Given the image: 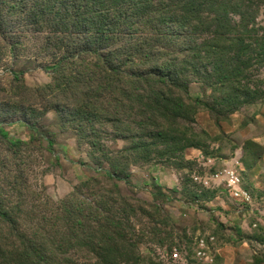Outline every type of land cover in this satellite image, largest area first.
Masks as SVG:
<instances>
[{
	"label": "trees",
	"instance_id": "16d2710c",
	"mask_svg": "<svg viewBox=\"0 0 264 264\" xmlns=\"http://www.w3.org/2000/svg\"><path fill=\"white\" fill-rule=\"evenodd\" d=\"M231 1L0 0V34L11 49L21 35H40L39 66L51 82L38 88L46 100L36 104L54 109L90 153L101 150L106 121L114 129L153 127L132 141L147 155L150 140L169 147L167 126L196 111L184 100L194 79L227 92L231 110L257 94L242 79L264 65V41L243 13L231 16ZM23 204L0 193V264H140L138 221L151 211L123 196L118 183L102 187L88 177L29 223ZM79 251L87 256L76 258Z\"/></svg>",
	"mask_w": 264,
	"mask_h": 264
},
{
	"label": "rangeland",
	"instance_id": "374dc122",
	"mask_svg": "<svg viewBox=\"0 0 264 264\" xmlns=\"http://www.w3.org/2000/svg\"><path fill=\"white\" fill-rule=\"evenodd\" d=\"M229 8L236 20L243 13L255 23V37L264 41V0H232ZM21 36L11 49L0 34V193L22 199L23 223L95 177L102 187L118 183L123 196L151 211L139 215V232L145 233L140 264H264V65L245 73L242 82L257 94L238 109H230L223 89L194 79L184 100L197 109L167 126L169 147L157 141V148L152 139L146 155L132 141L153 134V127L114 129L105 121L101 150L90 153L73 129L61 127L54 109L36 104L44 98L38 88L51 82V74L39 66L40 35ZM185 140L191 145L179 150ZM110 170L122 178H110ZM230 170L240 178L243 199L229 192Z\"/></svg>",
	"mask_w": 264,
	"mask_h": 264
},
{
	"label": "built area",
	"instance_id": "2783aa9c",
	"mask_svg": "<svg viewBox=\"0 0 264 264\" xmlns=\"http://www.w3.org/2000/svg\"><path fill=\"white\" fill-rule=\"evenodd\" d=\"M225 180L227 181V187L229 188V192L231 193V195H233L234 197L237 198H241L243 199L246 194L243 190H239L237 188V185L240 182V178L238 176V174H236L233 171H227V174L225 175ZM179 258V254L178 252H174L172 254V259L176 260Z\"/></svg>",
	"mask_w": 264,
	"mask_h": 264
}]
</instances>
